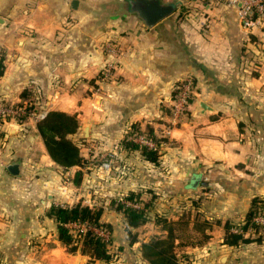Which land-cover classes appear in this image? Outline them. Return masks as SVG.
Returning a JSON list of instances; mask_svg holds the SVG:
<instances>
[{"label":"crops","instance_id":"1","mask_svg":"<svg viewBox=\"0 0 264 264\" xmlns=\"http://www.w3.org/2000/svg\"><path fill=\"white\" fill-rule=\"evenodd\" d=\"M79 1L73 10L65 0H0V106L26 104L32 94L88 125L80 149L87 164L68 169L82 177L78 185L68 180L67 190L36 120L32 130L11 115L0 120V264H93L59 240L52 205L102 208L110 251L121 249L110 264H147L139 248L160 234L156 215L240 222L251 201L264 198V22L245 29L221 3L182 0L146 28L121 0L114 12L112 0ZM187 76L194 96L181 123L170 126L175 86ZM134 126L166 137L157 163L122 145L137 134ZM99 143L115 155L109 174L94 164ZM13 163L17 176L8 170ZM129 192L147 215L132 229L134 244L111 205ZM209 233L205 245L186 248L196 264H224L225 255V264L233 257L232 264H264V241L234 248L222 245V225Z\"/></svg>","mask_w":264,"mask_h":264},{"label":"trees","instance_id":"2","mask_svg":"<svg viewBox=\"0 0 264 264\" xmlns=\"http://www.w3.org/2000/svg\"><path fill=\"white\" fill-rule=\"evenodd\" d=\"M3 68L4 53H1L0 75L3 73ZM24 105L20 103L18 106ZM11 117V120L19 123L27 119V116L21 115V113ZM80 127L81 122L76 114L61 110L45 112V116L36 123L37 131L43 140L48 155L53 162L64 170L76 166L84 168L87 164V160L81 154L80 145L72 137L79 132ZM133 131L137 132L138 135L152 138L157 144V148L150 149L131 140H123L122 145L128 150L140 149L146 160L157 163L160 157L161 144L167 140L166 137H160L150 129L141 132L135 126ZM81 177L82 172L77 171L73 178L75 185H78ZM138 197L139 195L135 192H129L121 200L111 202L113 208L125 217L130 244L138 241L137 233L132 229L140 227L147 220V215L144 207L143 209L133 208L126 205L124 201H137ZM49 215L55 219L58 238L69 253L79 252L86 255L90 262L110 264L117 260L118 252L121 249L112 253L110 244L103 241L93 231L75 233L67 226L70 222H87L97 227L105 226L110 230L109 225L101 222L102 208L90 207L82 204V202L74 205H52ZM259 215L264 216V198L261 197H255L251 201L248 212L238 225L231 221L222 223L220 220H199L198 215H193L192 219L187 216L169 219L162 215H156L155 223L161 232L153 236L148 242L141 243L140 256L147 264H192L190 256L185 253L186 248L205 245L210 240L209 232L215 225H222L223 227L222 245L235 248L251 243L261 244L264 241V224L255 220ZM234 229H237V232H234Z\"/></svg>","mask_w":264,"mask_h":264},{"label":"built area","instance_id":"3","mask_svg":"<svg viewBox=\"0 0 264 264\" xmlns=\"http://www.w3.org/2000/svg\"><path fill=\"white\" fill-rule=\"evenodd\" d=\"M214 2L221 3L228 8L232 9L242 27L245 29H253L259 25H263L264 22V0H213ZM264 36V32H263ZM1 54V50H0ZM191 76H187L180 80L175 86V91L171 101V118L173 125L183 117L189 110L191 99L194 96L195 83ZM19 114V111H13L9 106H0V119L6 118L9 115L15 116ZM45 116L43 113L40 116L42 119ZM177 121V122H176ZM170 129L165 130V135H168ZM133 142L146 146L150 149H156L157 144L155 141L147 136L133 134L130 137ZM114 154L106 153L103 155L104 161L100 165L102 172L109 174L114 169ZM125 204L133 208H139V205L135 202L125 201ZM87 205V204H86ZM257 222L264 224V216H257L255 219ZM67 226L75 233H84L87 230L93 231L103 241L111 244V232L105 226H94L87 222H70ZM237 232V229L234 230Z\"/></svg>","mask_w":264,"mask_h":264},{"label":"water","instance_id":"4","mask_svg":"<svg viewBox=\"0 0 264 264\" xmlns=\"http://www.w3.org/2000/svg\"><path fill=\"white\" fill-rule=\"evenodd\" d=\"M125 5V10L135 15L141 21L142 26L146 28L153 27L163 19L170 16L182 4V0H121ZM65 4L73 10L79 8V0H65ZM0 22L1 19H0ZM202 107L206 105L202 104ZM207 109V108H206ZM88 136V127L84 126L81 137ZM9 172L17 176L19 174V164L13 163L8 167ZM227 255L220 258V263H225Z\"/></svg>","mask_w":264,"mask_h":264},{"label":"rangeland","instance_id":"5","mask_svg":"<svg viewBox=\"0 0 264 264\" xmlns=\"http://www.w3.org/2000/svg\"><path fill=\"white\" fill-rule=\"evenodd\" d=\"M103 3H105V1H103ZM116 5H118V0H112V2H110V8H111V10L114 12V11H116ZM101 77H103V75L102 74H100V76H99V79H97V80H100V78ZM193 79H194V77H192ZM194 81V83H195V80H193ZM88 94V93H87ZM30 96H32V94L30 95ZM28 97V99L30 98V100L24 105V106H18V105H11V109L13 110V111H19V113H21V115H25V116H27V119L26 120H24L23 122L25 123H18V125H22V128L23 129H28V130H32V124H35V120H36V123H37V121L38 120H40V116L43 114V113H45V112H47L49 109H51V110H53L52 108H54V110H61L60 109V107H58V106H52V108H51V106H41V105H39L37 102L38 101H35L34 102V99H35V97L33 98H31V97ZM31 102V103H30ZM26 107H27V109H26ZM83 111H85V114L87 113L86 111H87V108H88V106H87V104H84L83 105ZM61 111H63V110H61ZM171 111V110H170ZM71 114H76L77 115V113H71ZM12 118V117H11ZM77 118H78V116H77ZM38 119V120H37ZM182 119V118H181ZM181 119L176 123V125L178 124V123H181ZM79 121L81 122V120L79 119ZM170 123H169V125L170 126H172L173 125V122H172V118L170 119ZM28 123V124H27ZM84 126H87L88 127V125H87V123H84L83 125H82V122H81V127H80V129H79V132L77 133V135L73 138V140L75 141V142H77L79 145H80V148L81 149H83L84 147H87L88 146V142L86 141V139L88 138V136L86 137V138H82L81 137V133H82V129H83V127ZM167 128V127H166ZM165 133V132H164ZM167 136V135H166ZM168 137V136H167ZM32 142H34V139H32ZM101 150V153L100 154H98V161H96V162H94V164H95V167H97L98 168V173H100L101 172V170H100V165L102 164V162L104 161V159H103V144L101 143H99L98 145H97ZM87 149V148H86ZM103 172H101V174H102ZM98 175V174H97ZM74 176H75V174L74 173H72V172H69V170H65V172H64V175H63V181H65V187H67V190H69L70 188H69V186L66 184V183H68V180H70L71 178H74ZM69 188V189H68ZM72 188V187H71ZM103 202V201H102ZM63 205H71V204H68V203H66V204H63ZM86 205V204H85ZM62 206V205H61ZM259 216H263V215H259ZM256 219V218H255ZM234 223H236L237 225L238 224H240V222L238 221H236V222H234ZM235 230V229H234ZM134 232H136V231H134ZM235 232V231H234ZM137 233V232H136ZM262 244V243H261ZM256 245H258L257 243H256ZM113 253V252H112ZM229 255V254H228ZM234 259H236L235 257H233L230 261H229V264H232V261H234ZM191 261H192V264H196L195 263V261L193 260V259H191ZM93 264H96V263H98V262H92ZM225 264V263H224Z\"/></svg>","mask_w":264,"mask_h":264}]
</instances>
